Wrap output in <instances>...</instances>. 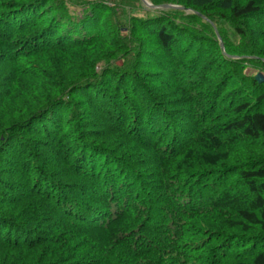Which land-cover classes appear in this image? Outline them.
Segmentation results:
<instances>
[{
  "label": "trees",
  "instance_id": "obj_1",
  "mask_svg": "<svg viewBox=\"0 0 264 264\" xmlns=\"http://www.w3.org/2000/svg\"><path fill=\"white\" fill-rule=\"evenodd\" d=\"M146 1L0 0V264H264V0Z\"/></svg>",
  "mask_w": 264,
  "mask_h": 264
},
{
  "label": "water",
  "instance_id": "obj_2",
  "mask_svg": "<svg viewBox=\"0 0 264 264\" xmlns=\"http://www.w3.org/2000/svg\"><path fill=\"white\" fill-rule=\"evenodd\" d=\"M145 6L151 8V9H183L179 6H174V5H161V6H152L150 3H148L146 0H140ZM217 35V39L219 41V45L221 50L224 52V46L223 43L221 41L220 36L216 33ZM256 81H258L259 83H262L264 81V77L259 74L257 76H255Z\"/></svg>",
  "mask_w": 264,
  "mask_h": 264
},
{
  "label": "rangeland",
  "instance_id": "obj_3",
  "mask_svg": "<svg viewBox=\"0 0 264 264\" xmlns=\"http://www.w3.org/2000/svg\"><path fill=\"white\" fill-rule=\"evenodd\" d=\"M117 64L119 65V63H117ZM253 74H254L255 76L261 74V75L264 77V75H263L262 73H259V72H257V71H254Z\"/></svg>",
  "mask_w": 264,
  "mask_h": 264
}]
</instances>
